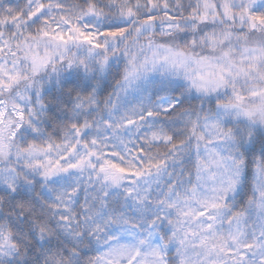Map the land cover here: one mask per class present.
Here are the masks:
<instances>
[{"label": "snow or ice", "instance_id": "snow-or-ice-1", "mask_svg": "<svg viewBox=\"0 0 264 264\" xmlns=\"http://www.w3.org/2000/svg\"><path fill=\"white\" fill-rule=\"evenodd\" d=\"M0 264H264V0H0Z\"/></svg>", "mask_w": 264, "mask_h": 264}]
</instances>
